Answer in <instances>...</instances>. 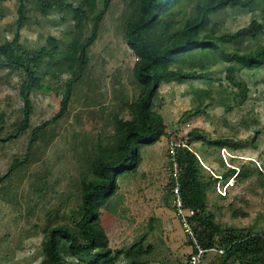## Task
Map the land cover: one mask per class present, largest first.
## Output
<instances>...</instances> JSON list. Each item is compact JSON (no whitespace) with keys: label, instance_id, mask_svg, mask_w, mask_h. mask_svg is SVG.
<instances>
[{"label":"rangeland","instance_id":"rangeland-1","mask_svg":"<svg viewBox=\"0 0 264 264\" xmlns=\"http://www.w3.org/2000/svg\"><path fill=\"white\" fill-rule=\"evenodd\" d=\"M191 1L184 0V7L179 9L182 10L180 18L190 14ZM99 5L102 6V0ZM19 7L20 0H0L1 39L14 34ZM25 9L21 30L25 49L45 45L49 35L65 40L71 37L74 23L68 10L45 14L38 10L34 0H27ZM125 11L124 0H112L102 31L91 47L86 78L77 85L68 113L43 131L44 136L31 159L10 172L15 156L25 154L32 130L52 119L60 110L66 81L72 76L69 72L45 76L40 71L45 87L32 93L31 126L11 140L0 141V264H39L47 225L61 223L64 216L71 222L79 218L72 209L78 201V180L81 173L87 171L92 143L113 133L116 114L129 118L120 108L125 101H133L139 89L133 75L136 57L124 37ZM253 18L264 24V10L252 13L241 8H228L215 15L213 20L226 33L249 24ZM91 26L92 21L85 30L86 36L90 34ZM263 44L264 33L257 39L229 41L227 46L245 50ZM225 63L211 65L210 58L203 52H199V60L194 65H188L181 58L174 68L195 71L197 77H213L215 81L210 85L196 81L161 86L155 108L164 116L169 137L141 147L140 167L135 173L120 176V190L102 209V222L113 250L128 248L146 235V244L154 247L152 254L144 259L148 264H183L191 252L167 188L171 172L169 155L173 147L169 144L170 139L180 142L194 128L204 130L211 139L221 135L234 137L240 142V151L236 154L241 159H232V152L222 148L220 155L225 165L240 166L251 162L252 168L264 171V70L253 75L251 71L243 73L251 91L243 104H236L225 89L219 88V82L226 75ZM23 79L20 71L0 64L3 134L13 131L24 117ZM207 86L212 90V97L201 103L202 111L196 114L200 104L195 91ZM189 110L193 113L185 115ZM196 147L203 151L210 149L208 161L219 156L214 146H202L198 141ZM201 159L207 167L208 162L203 156ZM255 179V175L242 182L230 179L226 184L220 180L215 190L209 191V208L216 214L217 221L264 229V188ZM220 195H226L228 199ZM236 207L242 208L247 215L236 214ZM215 253L209 252L203 264H212L217 257ZM233 259L229 264H239V260ZM82 264H87L86 258ZM118 264L131 263L122 258Z\"/></svg>","mask_w":264,"mask_h":264},{"label":"trees","instance_id":"trees-1","mask_svg":"<svg viewBox=\"0 0 264 264\" xmlns=\"http://www.w3.org/2000/svg\"><path fill=\"white\" fill-rule=\"evenodd\" d=\"M124 1V37L136 57L133 75L139 93L133 101H125L120 108L123 113H128L129 118L116 114L113 117V133L92 143L87 171L81 173L78 180V201L72 209L79 218L71 222L64 216L61 223L47 225L41 242L42 256L39 264H82L84 258L87 259V264H118L122 258L131 264H148L144 259L152 254L154 247L146 244V235L128 248L113 250L102 222V209L120 190V176L135 173L140 167L141 147L169 137L164 116L155 108V99L161 86L164 83L186 84L196 81L208 82L210 85L215 81L213 77H197L195 71L174 68L181 58L188 65L196 64L199 52H203L210 58L211 65L227 63L226 75L219 82V88L225 89L236 104H243L251 91L243 73L251 71L253 75L258 70H264V44L245 50L227 46L229 41L257 39L264 33L263 23L253 18L238 30L224 33L213 20L215 15L228 8H241L252 13L264 10V0H192L191 12L184 19L179 17L182 12L179 9L184 7V0ZM26 2L27 0H20L12 37L0 38V64L20 71L24 78V117L13 131L5 134L3 121H0V141L11 140L31 126L32 93L45 87L40 71L45 76L57 72H69L72 76L66 81L60 110L52 119L32 130L23 158L15 156L10 172L31 159L46 127L68 113L77 85L86 78L91 47L102 31L112 0H102V6L99 5V0H81L79 3L69 0H34L38 10L45 14L53 10L59 13L68 10L74 29L68 40L49 35L45 45L30 50L23 46L21 33L25 22ZM90 21V34L86 36L85 30ZM62 45L65 47L62 48ZM195 93L200 105L194 113L198 114L202 111L201 103L212 97V90L207 86ZM192 113L193 110H189L185 115ZM255 133L259 135V130ZM198 141H201L202 146H214L219 156L208 161L210 149L203 151L196 147ZM170 143L173 147L169 155L168 166L171 172L168 191L174 201L177 182L172 174L178 170L180 175L177 181L183 207L193 211L189 219L198 240L203 248L217 250L216 260L212 264H229L234 257L239 260V264H264V229L223 224L217 221L216 214L209 208V191L215 190L220 180L223 184L230 179L242 182L255 175V181L264 188V171L252 168L251 162H244L240 166L225 165L220 155L222 148H228L232 152V159H241L236 154L240 151V142L234 137L221 135L211 139L204 130L194 128L180 142L170 139ZM201 156L208 162L207 167ZM220 197L228 199L226 195ZM173 206L177 216L174 203ZM234 210L236 214L247 215L240 207ZM187 239L192 246L191 238L187 236ZM192 251L183 264L188 263ZM209 252L211 251L204 254L203 261Z\"/></svg>","mask_w":264,"mask_h":264},{"label":"built area","instance_id":"built-area-1","mask_svg":"<svg viewBox=\"0 0 264 264\" xmlns=\"http://www.w3.org/2000/svg\"><path fill=\"white\" fill-rule=\"evenodd\" d=\"M179 175L180 174H179L178 170H175L172 174V178H174L177 182L176 186L174 187V193L176 196H175V199L173 202L176 206V213L180 219V222L182 224V228H183L185 234H187V236L190 237L192 242H193V244L191 246L193 251L190 254L189 260H187V261L189 264H200L203 261L204 254L207 251H216L217 252V250H216V248H211L209 250V249H205L201 246V244L198 240V237L196 235V232L193 228V224L190 222V219H189V216L193 214V211L185 210L183 207V201H182V198L180 196V191H179L180 187H179V183L177 181L179 178ZM219 252H223V250H219Z\"/></svg>","mask_w":264,"mask_h":264}]
</instances>
